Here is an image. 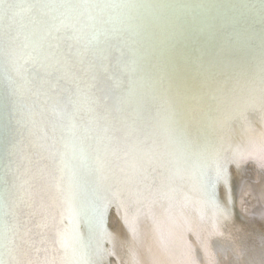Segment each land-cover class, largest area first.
<instances>
[{
    "label": "bare ground",
    "instance_id": "obj_1",
    "mask_svg": "<svg viewBox=\"0 0 264 264\" xmlns=\"http://www.w3.org/2000/svg\"><path fill=\"white\" fill-rule=\"evenodd\" d=\"M42 2L49 16H60L80 30L83 41L92 37L94 29L101 27V21H107L112 29L130 25L136 35L125 44L116 38L110 41L121 47L122 53L98 43L93 51L110 56V60L98 58L89 68L90 54L82 65L77 64L73 69L71 82L61 80L53 92L50 85L26 84L20 67L24 45H29L31 50L44 43L40 36L46 29L31 23L32 0H14V16L7 12L8 5L4 6V12L0 13V259L5 264H100L104 255L102 242L110 238L102 215L105 206L111 203L120 207L123 216L131 218L136 207L146 202L143 187L149 186L153 193L159 189L150 203L154 201L169 209L160 226L173 219L182 228L190 216L196 220L199 233L189 234V243L182 242L178 247L157 246L159 254L155 248L140 250V264H264V160H260L262 155L254 145H257L255 124L264 123V85L260 86L264 83V53L258 63L249 67H243L244 61L234 57L225 59L217 69L214 67L221 59L215 57L231 44L245 49L243 39L251 33L263 34L254 45L264 43V12H255L253 16H241L244 12H239L232 16L229 10L239 7L240 0L234 5L230 0H102L99 4L80 3L74 7L62 6L59 0ZM250 3L251 0L247 5ZM10 31L18 36L15 46L7 42ZM34 31L40 35L34 36ZM112 35L116 37L119 33ZM226 40L227 44L220 42ZM101 49L108 51L100 53ZM191 63L193 66L188 68L186 65ZM105 65H108L107 71ZM231 65L239 68L233 74L245 73L242 78L217 76L224 84H212L210 93L211 85L198 90L209 93L206 102L211 103L212 97L210 109L204 105L199 113L200 118L205 113V125L199 130L189 123L178 125L173 115L175 110L180 109L187 116L193 107L181 102L171 83L180 84L195 72L207 73L209 79L214 75L213 70L228 71ZM85 69H88L87 75ZM254 73L260 76L251 83L249 79ZM92 76L97 78L93 93L109 95L108 107L114 114L119 110L122 116L134 117V132L129 134L131 118L116 123L118 131H115L101 118L103 108L92 110L95 106L89 103V94L77 93V82L84 89ZM109 77L115 78L114 83ZM117 81L121 84L115 90ZM162 83L169 84L168 90L158 89ZM192 86L196 85L191 82L185 86L190 89L182 91L185 102ZM231 89L237 90L226 103L227 98L222 95ZM69 96L73 103H67ZM79 111L90 118L77 120ZM223 118L239 120L241 129L248 124L244 136L224 132L220 124ZM168 122L169 129H166ZM144 124L162 130L159 135L155 131L151 139H166L167 145L162 147L168 157L174 154L191 163L187 150L194 152V139L198 137L210 166L215 163L214 155L218 163L221 159L224 161L226 171L223 168L213 180L219 201L204 200L202 205L196 202L198 196L192 183L183 173L172 169L176 165L173 158L171 163L167 160L165 167L151 166L148 161L146 165L140 164L144 169L140 168L142 172L138 176L136 168L127 172L128 139H137L133 148H140ZM123 134L127 138H122ZM225 143L220 154H215L220 144ZM155 147L156 144L152 149L143 147L134 157L152 155ZM114 152L120 157L118 163L111 155ZM235 152L238 157H234ZM31 154L33 163L28 159ZM171 171L180 184L173 190L165 188ZM193 176L198 185L196 175ZM148 195L150 198L152 194ZM30 208L37 211L35 216ZM236 210L242 216L243 226ZM22 212L28 215V220L20 219L24 226L17 221ZM30 215L34 227L29 226ZM109 217L111 213L107 223ZM20 228L23 234L33 228L39 232L33 253L28 252L29 242L19 236ZM152 229L159 231L158 225ZM51 231H56L55 239ZM81 236L84 241L79 251ZM112 256L117 254L113 252ZM109 263L117 264L116 258Z\"/></svg>",
    "mask_w": 264,
    "mask_h": 264
},
{
    "label": "water",
    "instance_id": "obj_2",
    "mask_svg": "<svg viewBox=\"0 0 264 264\" xmlns=\"http://www.w3.org/2000/svg\"><path fill=\"white\" fill-rule=\"evenodd\" d=\"M237 1L239 0H230L231 5L237 4ZM246 1L248 2L250 0H240V2L238 3L240 4L239 7L231 8L229 10L232 12V16H237L241 12H244L241 14V16H247V15L253 16L255 15V12L257 13L264 12V0H254V1L251 0L250 6L247 5ZM219 6L220 5L218 4L216 9H218ZM227 34H230V32ZM261 34L262 33L257 32L252 35L251 33V35L245 37L243 39V42L246 46L245 49L231 44L227 49H225L221 53L220 56L217 55L215 57L216 59H218L219 57L221 59L219 60L218 63L214 65V67L217 69V65L221 66L222 64H224L225 59L231 58V57L242 59V61H244L243 63H245L243 67H249L251 66V64L258 63V61L261 60L262 55L264 53V43H259L256 45L254 44L259 41L258 38ZM220 42L227 44V40L226 42H223V41H220ZM216 44L218 45V42ZM193 53H191L192 56H193ZM192 60H193L192 62H194L195 58H192ZM186 66L189 68L193 66V63L188 64ZM233 66L234 65L227 67L226 70L228 71H224V70L220 71L218 69L216 72H214L215 70H213V73L212 72L211 73L214 75L213 77H210L209 79H207V73L195 72L186 79V82L182 84H178L179 88L176 89L175 92L179 94L181 102L183 101L184 103L190 105V107H193L191 110H189V113L187 114L188 117L184 116L183 112L180 109L175 110L173 115L175 116L178 122V125H180V123L182 122L185 126H187L189 123L192 125V128L194 127L196 130H199L203 125H205L204 118L206 117V115L204 113V115L202 116L203 118L202 117L200 118L199 113L201 112V109L203 108L204 105L210 109V105L212 104V97L210 98L211 103L206 102V99H207L208 94L212 91V88H213L212 84H217L218 86L224 84L223 80H218L216 79V77L217 76L218 77L227 76V78H230L228 76H231L232 78L237 80V79L242 78V75L245 74V73H242L241 75L233 74L234 69H239L238 67H233ZM218 72H222V73H218ZM259 74L260 73H254V75L249 79V81H252L251 83H254L255 79H257V76H260ZM191 82H192V85H196V86L195 87L192 86V89L189 95L185 98L188 100L185 102L182 96V91L184 89L189 90L190 88L189 87L185 88V86L191 85ZM210 85H211V90L209 91L208 94H206L205 92L203 93V92L198 91L199 89H204V87L206 88V86H210ZM263 85L264 83L261 84L260 86L262 87ZM235 90L231 89V91L224 93V95H222L224 99L227 98L226 103H228L229 99L231 98ZM225 94H227V96H225ZM215 98L216 96H213V99ZM170 108H173V105H171ZM233 120H229L228 118L222 119L220 124L222 126L223 131L226 133L231 132L233 134L239 133L240 135L244 136L248 124L246 125V127L241 129L239 128L240 121L236 119H233ZM254 128H255V133L257 135L256 137L257 145L256 144L254 145L258 149V153L262 155L260 160H264V123L261 126H257L255 124ZM166 129H169V122L166 124ZM155 131H157V134L155 135H159L162 133V130L157 126L150 125L146 127L144 133H147V134L146 135L144 134L142 140L140 138V141H141L140 148L135 149L133 148L134 144L133 145L130 144L127 150V153L125 155V161L127 163V172L130 168H136L138 170L137 172V176H138L142 172V169L140 168L144 169V166L139 167L140 164L146 165L145 162L148 161L150 162L149 164L151 166L159 167V165H162L163 167H165V164L168 166L167 160L171 163L172 158H173L175 160L176 165H172V169L173 170L176 169V171H178V174L183 173L188 179V181L192 183L193 187L195 188L197 192V196H198L196 199V202H199L202 205V201L204 202V200L207 202L210 200L219 201L217 193L215 191V183H213V180L217 178L215 176H218L219 174H221V172L223 171V168H224V172L226 171V166L224 167V161H222L221 159L220 163H218L217 156L214 155L215 160L212 158V161H215V163L214 165L210 166V164L207 163L208 160L206 159V156H205L203 142L198 141V137H195L194 139L195 141L193 145L196 147L193 153H191L190 149L188 150L185 149L190 154L191 163H188L187 161L183 159H179L174 154H173V157L172 156L168 157L167 152L162 147V146L167 145L166 139L164 137L163 139H154V140L151 139ZM163 132L165 133V131ZM208 141H209V138H208ZM154 144H156V147L152 150V155H143L140 157H134L140 151L141 148L144 147L147 149H152V145ZM226 144L227 143L220 144V150L214 153L220 154V152L225 148ZM209 146L211 149H213L212 148L213 145L211 144V142ZM156 148H158V150H155ZM197 150H199L198 156H196ZM153 152H155L154 155H153ZM164 154H166V157H164ZM234 157H238L236 152L234 154ZM28 159L30 160V162L32 163L34 162V160L32 159V154L29 155ZM114 159L116 163H118V161L120 160V157L117 156L116 152L114 153ZM128 161L131 162L129 166H128ZM213 168H214V171L212 172ZM68 173H70V169H68ZM79 174H80V171H79ZM193 174H195L197 177L198 185H196L195 183V177L193 176ZM168 178H169V182L167 186H165V188H168V189L171 188L173 190V188L175 187L176 188L180 187V184L178 183V180L176 179V177L173 175L172 171ZM131 182L133 183V179H131ZM45 184L46 183L43 178L44 188H45ZM33 188L37 189L38 187L33 186ZM77 188L78 190L82 191V188L79 184H77ZM143 188H144L143 193L146 195L144 196V199L146 202L142 204L140 207H136V211L134 212V214H132L131 218L129 216V218L126 219L123 216V213H121L120 207H115L111 203H108L106 209L103 210L102 215H104V222H105L104 226L109 232L110 238H106L107 243L104 242L105 240L102 242L101 248L104 245V250H102L104 255H103V260H101V258L99 260L100 264L102 261H104V264H110L109 261H111L113 257L116 258L117 264H121V263L122 264H140L139 263L140 250H143L145 248H150L152 250L153 248H155V250L159 254V248L157 246L171 245L172 247H178L180 246L182 242L189 243L187 239V236L189 234L195 235L199 233V226L195 222L196 220L190 218V216H188V218L186 219L185 225L182 228H179V226H177L174 223L173 219L170 220L167 225L160 226L162 219L168 214L169 209L166 205H162V204L156 205L154 201L150 203L151 198L156 197V195L159 192L158 191L159 189H154V193H153L149 186H144ZM168 189H166V191ZM109 192H112V191L109 190ZM148 194H152L150 198ZM30 209H33V208H30ZM30 209L28 211H30ZM36 213L37 211L33 209L32 215L35 216ZM108 213L109 214L111 213V217H109V223H107ZM236 213L241 222L242 216L240 212L236 210ZM20 219L28 220V215L25 216V214L22 212L21 218L17 217L18 224L20 221V225H23L22 220ZM36 219H35V225H36ZM32 224L34 227V219L32 220L31 215H30L29 226L31 227ZM241 224L242 226L244 225L242 222ZM154 225H158L159 231L152 229V226ZM17 232H19V229L17 230ZM51 232H52V239H55V237L57 236L56 231H51ZM38 233L39 232L37 231V229L34 230L33 228V229H30L29 232L27 230L23 234L20 228L19 236L22 235L25 239V242L26 243L29 242V245H28L29 253H33L34 250H36V246H34V244H35V240L36 241L39 240L38 238L40 236L38 235ZM83 239H84L83 236H81V240L79 243V251L84 241ZM38 246L41 249V246L40 245ZM113 252L116 253L118 257L112 256ZM44 254L47 255V252L44 251ZM31 259H32V256H31ZM157 259H158V256H157ZM224 263H226L225 260H224ZM26 264H29V263H26Z\"/></svg>",
    "mask_w": 264,
    "mask_h": 264
},
{
    "label": "snow or ice",
    "instance_id": "obj_3",
    "mask_svg": "<svg viewBox=\"0 0 264 264\" xmlns=\"http://www.w3.org/2000/svg\"><path fill=\"white\" fill-rule=\"evenodd\" d=\"M61 5H67L68 7H74L80 3H92L99 4L102 0H59ZM14 0H0V13L4 12V6L8 5L7 12L14 16L13 8ZM33 7L31 11L34 13L31 23L38 25L41 28H45L43 36L40 39L44 41L38 48L32 47L29 49V45L25 44V52L22 58V64L20 65L23 70L25 83L28 85H50V90L55 92L59 87V82L65 80L71 82L74 73L73 69L77 64H83L85 59L91 54V59L88 61L89 68L94 66L95 61L100 59H109L108 55H98L93 51L98 43L107 45L110 49L123 52L121 47L113 45L110 41L113 38L119 39L122 44L127 43V40L136 33L132 30L131 26H124L119 29H112L108 26L107 21H101V27L94 29L93 35L86 41L82 40L81 32L77 28L67 24L60 16H49V13L44 10L45 2L42 0H32ZM135 19L139 20L138 17ZM139 25H137L138 27ZM119 33L118 36L113 37L112 33ZM130 34V35H129ZM34 36L40 34L36 31L33 32ZM7 42L10 46L17 45L18 36L10 31L7 34ZM108 49H101L100 53H104ZM117 67H119V61H117ZM108 65L104 66V70L107 71ZM123 71V69H121ZM88 69H85V75H87ZM109 79H112L109 77ZM15 82V81H13ZM121 82L117 81L115 86H120ZM97 89V78L92 76L86 83L85 88L79 87L77 82V93L87 92L89 94V103L95 106L92 110H98L101 107L103 112L101 118L109 122L110 125L115 129V124L118 122H126L128 119H132V124L128 125L131 132L135 129L134 117L122 116L119 110L114 111L108 107V101L110 96L105 94L103 96L95 95L93 90ZM63 91L67 92L68 89ZM102 91V90H101ZM41 93L37 92V95ZM67 103H73L72 97L69 96ZM118 131V129H115ZM0 264H5L3 259H0Z\"/></svg>",
    "mask_w": 264,
    "mask_h": 264
}]
</instances>
